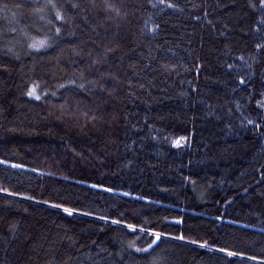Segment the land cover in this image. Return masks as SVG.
<instances>
[{
	"label": "trees",
	"instance_id": "1",
	"mask_svg": "<svg viewBox=\"0 0 264 264\" xmlns=\"http://www.w3.org/2000/svg\"><path fill=\"white\" fill-rule=\"evenodd\" d=\"M261 105L260 0H0V264H264Z\"/></svg>",
	"mask_w": 264,
	"mask_h": 264
},
{
	"label": "snow or ice",
	"instance_id": "2",
	"mask_svg": "<svg viewBox=\"0 0 264 264\" xmlns=\"http://www.w3.org/2000/svg\"><path fill=\"white\" fill-rule=\"evenodd\" d=\"M160 3H164V0H160ZM260 4L262 6H264V0H260ZM53 7H55V6L53 5ZM167 7H174V5H172L171 3H169V4H167ZM56 19L57 20H63V17H62V15L59 12L56 13ZM158 27L159 26L157 25L154 28L150 29V31H155L156 28H158ZM56 33H57V35H59V33H60V29L59 28L56 29ZM50 46L51 45L49 44V42H48L47 39H43V40H39V41H34L33 43L29 44V48L36 49V50H40V49H43V48H48ZM256 47L259 49L261 47V45L260 44H257ZM241 59H242V57H241ZM93 63H95V61H93ZM229 67H231V65ZM71 83H72V85L75 86V81H72ZM241 83H243V81H241ZM37 87H38V85H33L32 90H30L27 93V95L30 96V97L34 96L38 100V99H40V96L37 95V92H36ZM61 87H64V86L61 85ZM79 88L84 89L85 88V85L84 84H80L79 85ZM259 103L260 102H258V104ZM261 106H264V105H261ZM93 118H95V117H93ZM248 123H252V121L249 120ZM257 127H260V126L257 125ZM179 145H180V141L178 140V141H176V146H179ZM108 190L111 191V189H108ZM0 191H3V189H0ZM53 207L59 208V207H61V205H53ZM63 211L65 213H67L69 216L73 215V210L72 209L64 208ZM114 223H118V222L117 221H114ZM128 227L131 228V229H134L135 226L128 225ZM153 235H154V239H152L151 243L148 244L147 248H136V251L137 252H145V253H148L149 250L155 251V248H158L160 246L159 243H158V241L161 240V234L160 233H153ZM179 239H183V237L181 236V237H179ZM129 246L130 247H135L134 242L133 243H130ZM154 246H155V248H154ZM228 254L229 255H234V253H231V252H229ZM150 264H161V261L159 259H157V258H153V260L150 261Z\"/></svg>",
	"mask_w": 264,
	"mask_h": 264
}]
</instances>
